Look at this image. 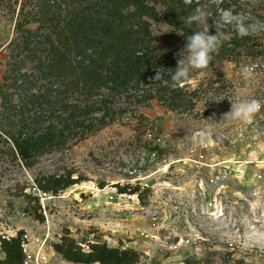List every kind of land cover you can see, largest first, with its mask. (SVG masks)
<instances>
[{
    "label": "rangeland",
    "instance_id": "1",
    "mask_svg": "<svg viewBox=\"0 0 264 264\" xmlns=\"http://www.w3.org/2000/svg\"><path fill=\"white\" fill-rule=\"evenodd\" d=\"M184 1L199 5L208 18L215 12L213 19L228 38L237 33L236 20H242L264 47V0H237L229 11L222 10V0ZM36 3L0 0V90L13 94L16 106L21 102L11 85L16 78L26 75L34 92L44 85L36 69L42 54L24 53L18 73L10 45L18 24L35 14ZM23 27L35 30L38 24ZM152 31L167 57L158 68L174 70L184 47L182 34L163 18L152 21ZM239 59L210 65L203 75L193 70L192 78L179 85L193 99L192 109L171 111L146 96L122 98L104 127L78 131L62 145H43L32 167L23 164L0 131V238L49 231L59 242L69 231L86 251L96 242L135 250L138 259L128 264H184L189 257L205 264H264V109L250 123L223 118L231 102L264 104V54L242 52ZM242 66H254L251 79L243 78ZM165 76L167 83L149 78L145 94L156 95L161 82L174 83ZM69 99L80 104L75 95ZM19 125L14 117L6 129ZM68 172L83 181L57 195L38 190L39 182ZM117 185L127 192L119 193ZM44 253L46 264H74L53 245ZM5 257L0 242V264H7Z\"/></svg>",
    "mask_w": 264,
    "mask_h": 264
},
{
    "label": "trees",
    "instance_id": "2",
    "mask_svg": "<svg viewBox=\"0 0 264 264\" xmlns=\"http://www.w3.org/2000/svg\"><path fill=\"white\" fill-rule=\"evenodd\" d=\"M237 6V0L221 2L224 11ZM197 8L199 5L184 0H37L35 14L18 24V36L10 45L15 60L13 67L17 66L18 73L23 62L19 57L24 53L42 54L36 69L44 85L34 92V83L26 75L19 80L16 78L11 85L20 92L21 102L17 106L12 105L13 94L0 90V131L9 138L23 164L32 167L43 145H62L78 131L84 134L101 129L107 124L106 119L113 117L122 98L146 96L147 101L157 99L171 111L193 108V99L180 84L173 83L175 89L172 83L162 84L169 82L166 76L156 95L145 94L152 85L149 81L152 69L167 60L156 45L152 31L154 20L163 18L180 32L182 46L194 31L207 32L209 25V34H215V27L219 28L223 34L222 45L213 54L210 65L240 60L242 52L248 56L264 54L263 44L250 35L241 38L235 33L228 38L226 30L214 21L215 12L211 13L207 25L193 24L189 28L186 18ZM20 13L25 14V6ZM32 22L38 24L35 30L23 29ZM54 85L58 89H54ZM55 92L58 96L52 100ZM196 94V91L191 92L193 98L198 97ZM74 95L80 104L69 101ZM14 117L19 118V128L6 129L7 122ZM73 174L51 176L39 182L37 188L45 194L63 193L83 181ZM116 187L119 193L128 190ZM34 215L38 221H44L42 213L36 211ZM69 234L67 231L53 244L67 262L128 264L138 259L135 250L110 247L107 243H90L86 251ZM0 242L7 254L4 259L7 264H23L21 235L1 237ZM184 264L205 263L189 257Z\"/></svg>",
    "mask_w": 264,
    "mask_h": 264
},
{
    "label": "clouds",
    "instance_id": "3",
    "mask_svg": "<svg viewBox=\"0 0 264 264\" xmlns=\"http://www.w3.org/2000/svg\"><path fill=\"white\" fill-rule=\"evenodd\" d=\"M208 15L205 10L197 8L186 18V23L189 28L193 24L197 26L201 24L207 25ZM235 27L237 34L241 38L249 35V29L242 20H236ZM222 37V32L216 27L215 34H209V30L207 32L194 31V34L187 36L184 47L177 54V67L174 70L156 68V74L150 77V80L152 82L161 81L167 74L174 83L183 84L192 78L193 70L203 75V70L210 66L213 54L220 49ZM241 73L246 81L251 79L254 73V66H242ZM262 109H264V104L255 99L231 102V110L223 118L231 116L235 120L250 123Z\"/></svg>",
    "mask_w": 264,
    "mask_h": 264
},
{
    "label": "built area",
    "instance_id": "4",
    "mask_svg": "<svg viewBox=\"0 0 264 264\" xmlns=\"http://www.w3.org/2000/svg\"><path fill=\"white\" fill-rule=\"evenodd\" d=\"M36 189L35 187L34 190ZM56 241L57 239L52 237L49 231L45 234H31L28 232L23 234L21 237V246L25 255L23 264H46L48 259L44 250Z\"/></svg>",
    "mask_w": 264,
    "mask_h": 264
}]
</instances>
